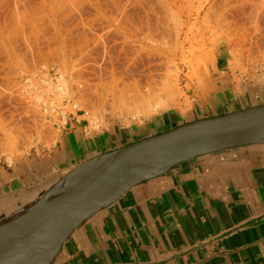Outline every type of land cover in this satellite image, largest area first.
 Here are the masks:
<instances>
[{"label": "rangeland", "instance_id": "rangeland-1", "mask_svg": "<svg viewBox=\"0 0 264 264\" xmlns=\"http://www.w3.org/2000/svg\"><path fill=\"white\" fill-rule=\"evenodd\" d=\"M216 59L264 84V0H0V161L53 147L76 113L98 129L191 112ZM149 82L178 83L173 105L114 103Z\"/></svg>", "mask_w": 264, "mask_h": 264}, {"label": "crops", "instance_id": "crops-1", "mask_svg": "<svg viewBox=\"0 0 264 264\" xmlns=\"http://www.w3.org/2000/svg\"><path fill=\"white\" fill-rule=\"evenodd\" d=\"M209 67L191 112L98 129L76 113L53 147L0 161V223L95 155L264 103V84L237 81L223 59ZM54 264H264V143L197 157L137 185L76 230Z\"/></svg>", "mask_w": 264, "mask_h": 264}, {"label": "water", "instance_id": "water-1", "mask_svg": "<svg viewBox=\"0 0 264 264\" xmlns=\"http://www.w3.org/2000/svg\"><path fill=\"white\" fill-rule=\"evenodd\" d=\"M262 143L264 103L188 121L95 155L0 223V264H54L76 230L137 185L191 159ZM73 179L84 180L67 186L56 201L10 222L56 185Z\"/></svg>", "mask_w": 264, "mask_h": 264}, {"label": "bare ground", "instance_id": "bare-ground-1", "mask_svg": "<svg viewBox=\"0 0 264 264\" xmlns=\"http://www.w3.org/2000/svg\"><path fill=\"white\" fill-rule=\"evenodd\" d=\"M152 84V82H149L148 85H140L139 83H134V86L129 88L128 90H118V92L113 95L114 103H116L118 108H121L122 111L125 110V112H131V110H134L135 108L136 113H144L150 110L151 108H165L167 106L173 105L177 96L176 94L180 91L178 83H168L167 86H165L166 84L163 83V88H156V86L154 87V84ZM110 90H112V88H110ZM162 91L165 92V94H162ZM166 94H168V97H165ZM166 98H168V100H166ZM83 180L73 179L70 181H62L53 189H51L49 193L43 196L37 202V204L34 203L35 205H28L17 216L10 219V222L56 201L65 194L69 186L71 188L74 185L81 183Z\"/></svg>", "mask_w": 264, "mask_h": 264}]
</instances>
